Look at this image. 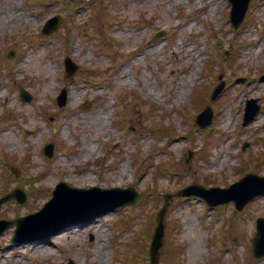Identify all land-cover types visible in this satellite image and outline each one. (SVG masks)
<instances>
[{
    "label": "rangeland",
    "instance_id": "374dc122",
    "mask_svg": "<svg viewBox=\"0 0 264 264\" xmlns=\"http://www.w3.org/2000/svg\"><path fill=\"white\" fill-rule=\"evenodd\" d=\"M49 1L0 0V193L12 182L24 184L27 204L64 181L79 188L133 186L142 199L133 208L92 219L81 211L50 221L55 224L51 236L16 246L9 245L14 227L8 228L0 236V264H93L101 246L109 252L106 264H148L137 244L143 242L141 234L151 236L149 221L164 195L193 182L227 186L243 170L264 175V0L251 1L247 21L236 30L227 0H66L65 10L57 0ZM73 4L79 6L75 12ZM6 6L11 11L2 13ZM56 14L63 17L61 28L41 35L42 24ZM70 19L86 33L72 28L66 48ZM161 30L165 36L151 41ZM215 31L220 42L210 36ZM101 33L110 51L106 43V49L97 45ZM65 57L78 66L71 78L64 76ZM222 80L221 94L208 104L215 108L212 124L200 129L194 125L199 113L194 90H212ZM254 83L260 84L259 94L243 96ZM19 85L33 96L31 103L19 99ZM63 88L67 100L59 107L55 99ZM123 95L131 99L126 106L118 101ZM250 99L259 111L243 125ZM167 128L175 137L164 144ZM50 142L54 155L48 160L43 147ZM85 144L96 150L86 156ZM251 155L259 160L251 162ZM164 162L173 172L158 175ZM88 174L93 182L80 185ZM41 199L39 207L46 195ZM225 206L209 209L198 197L170 198L157 264H264V257L254 259L250 250L255 220L264 217V195L241 212L232 203ZM94 221L100 232L84 227ZM166 235L179 258L170 247L165 262ZM221 244L229 249H219Z\"/></svg>",
    "mask_w": 264,
    "mask_h": 264
},
{
    "label": "water",
    "instance_id": "95a60500",
    "mask_svg": "<svg viewBox=\"0 0 264 264\" xmlns=\"http://www.w3.org/2000/svg\"><path fill=\"white\" fill-rule=\"evenodd\" d=\"M250 0H229V2L232 5V9L230 12V19L232 21V24L234 27H238L242 20L243 17L245 15V12L247 10L248 7V3ZM60 21V20H59ZM59 21L57 20V18H53L51 20H49L46 24V27L44 29V33H49L51 31H54L56 29V27L59 24ZM23 99L27 100L29 99L27 96L22 95ZM60 101V105H63L65 102V93L63 92L62 95L59 98ZM209 109H207L205 112H203L200 116H205L207 113H209ZM255 114V112L246 119V121H248L249 119H251L253 117V115ZM210 120H205V122L200 121L199 123L201 125L204 124H208ZM47 154L49 156L52 155V149L50 150H46ZM250 181H255L257 183H263L264 182V178H257L255 176L249 175L247 177H245L243 180H241L239 183H236L234 185H232L230 188L226 189V190H209V191H205L203 189H200L199 191L196 192H187V190L180 192V195H190V194H195V195H199L201 197H203L210 205H214V204H219V203H225L228 202L230 200H234L236 203L237 208L240 210L242 209V207L250 200L252 199L254 196H256L257 194H260L262 192H264V185L261 186L260 188L254 190V191H249L248 193L242 195L241 194V189L243 188V186L250 182ZM69 191V192H74V194L76 193H94V192H100L99 189L97 188H91L90 190H78V189H72L69 188L68 186H66L65 184H60L58 187V190H56L54 192L53 198L52 200L47 204L46 208H44L41 212L37 213V214H33L30 215L29 217H27L26 219H33L36 217H39L43 214H45L49 209L50 206H54L59 198V194L61 191ZM114 192H124V193H128L130 195V201L129 203H135L139 200V196L135 193H132L130 189H127L125 191H121L119 189H113V190H108L107 193H114ZM212 192H224L227 193V195L223 198H221L220 200L213 202L210 200V193ZM90 203L92 202L91 200L89 201ZM79 205H73L72 207H70L71 209H77L79 208ZM167 208V204L164 205V208L161 209L160 213L158 214V220H157V227L155 228V232L153 235V241L151 243V248H150V259L151 262L154 264L157 261L158 258V251L162 246V238H163V230H164V225H163V218H164V213L166 211ZM24 220V219H23ZM20 220H16V222L18 223ZM4 228H2L0 230V232L3 230ZM257 230H258V234L256 236V239L254 240V254L255 256L259 257L264 255V219H258L257 221ZM15 242H19V240L17 239V237L15 236L13 238V240L11 241V243H15Z\"/></svg>",
    "mask_w": 264,
    "mask_h": 264
},
{
    "label": "bare ground",
    "instance_id": "6f19581e",
    "mask_svg": "<svg viewBox=\"0 0 264 264\" xmlns=\"http://www.w3.org/2000/svg\"><path fill=\"white\" fill-rule=\"evenodd\" d=\"M5 8H6V11H4L2 13H6V12L11 11V9L8 6H6ZM0 15H2V14H0ZM41 16H42V13H39V17H41ZM186 52H188V51H186ZM259 88H260V84L254 83L250 88L244 89L242 91V95L245 97H255L256 94H259ZM77 95H79L78 91L75 94H72V96H77ZM259 97L261 98L260 95H259ZM98 117H99V115L95 116V118H98ZM78 120L80 122H82L81 121L82 119L78 118ZM254 122L258 123V120L255 119ZM83 150L85 151L86 156H88L87 153H90L91 151L96 150V147L93 146V147L88 149L87 145L85 144V145H83ZM224 161H225L224 157L220 158L219 161L217 162V164L219 166H222L224 164ZM92 180H93L92 176L90 174H88V175L81 178V184L80 185L87 183V182L91 183V182H93ZM45 189H46V187H45ZM42 197H43V194H41L38 199H35V200L25 204V205L15 203L14 201L8 202L3 206L2 211L5 213V215H9V216H17L20 214H24V213L28 212L30 209H33V208L39 206V203L42 200L41 199ZM89 224L90 225H86V226H91V223H89ZM95 230L100 232V229L97 228L96 226H95ZM35 245H38V243H35ZM41 249L43 251H46L49 253V250L47 249V247H43ZM98 252H99V255L97 257V260L93 264H106V258H109V252H107L106 249L103 248V246H101L99 248ZM15 264H18V263H15Z\"/></svg>",
    "mask_w": 264,
    "mask_h": 264
}]
</instances>
